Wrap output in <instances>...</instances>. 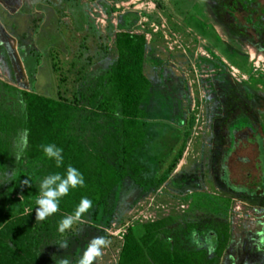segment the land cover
<instances>
[{
	"label": "rangeland",
	"instance_id": "rangeland-1",
	"mask_svg": "<svg viewBox=\"0 0 264 264\" xmlns=\"http://www.w3.org/2000/svg\"><path fill=\"white\" fill-rule=\"evenodd\" d=\"M232 1L137 3L140 9L132 18L133 29L124 31L143 37V75L152 86L142 105L147 115L145 142L133 157V167H141V171L135 174L126 167V178L104 204L83 217L84 224H76L62 235L58 224L70 215L61 209L68 207V196L63 197L60 210L48 217L51 236L36 253L41 264H58L65 256L76 264L95 236L112 242L97 264H119L126 244L140 240L147 225L161 221L170 228L193 223L226 224L230 232L227 249L208 264H229L226 255L244 264L249 254H264V248L259 247L264 245L260 241V233H264V182L260 181L264 179V151L258 159L263 166H256V146L264 147V43H260L262 36L250 28L244 31L245 36L240 35L237 25H246V13L238 7L230 18L224 9ZM257 1L264 10V0ZM30 19L23 22L25 42L19 46L21 52L29 51L22 52L23 61L29 64L26 73L0 35V205L10 194L14 180H19L27 195L25 200L21 195L12 196L8 214L21 210L25 215L34 214L42 179L57 172L64 175L69 165L84 176L83 162L89 155L116 168L121 160L116 151L120 136L115 133L120 131V123L94 114L90 99L96 78L109 67L108 61H101V55L108 54L109 63H113L117 58L115 44L105 47L109 48L107 53L101 47L102 39L77 46L78 51H87V59L75 61V45L68 42L72 52L61 57L60 43L69 37L60 30L62 24L56 13L42 10L39 18ZM2 21L0 26L5 28ZM16 31L12 35L18 41ZM71 39L76 42L75 37ZM95 58L97 62L85 69L83 63ZM19 92L59 102L75 101L77 109L68 115V127L57 139L51 128L43 136L38 129L24 130ZM182 127H187L182 154L165 181L154 186L153 178L167 167L181 145ZM243 130L254 132L252 140L256 144L241 152L242 142L236 141L244 136ZM56 142L63 149L60 168L42 149V145L56 146ZM233 146L236 152H231ZM245 158L248 164L242 163ZM64 239L68 241L66 250L59 248ZM189 241L190 237L185 239V243Z\"/></svg>",
	"mask_w": 264,
	"mask_h": 264
},
{
	"label": "trees",
	"instance_id": "trees-1",
	"mask_svg": "<svg viewBox=\"0 0 264 264\" xmlns=\"http://www.w3.org/2000/svg\"><path fill=\"white\" fill-rule=\"evenodd\" d=\"M238 7L246 13L244 21L248 25V27L237 25L238 30L242 31L240 35L245 36L244 31L250 28L257 36H262L260 43L263 44L264 10L260 3L257 0H233L231 6L224 10L230 18H233ZM114 44L117 58L113 63L111 62L101 76L96 78L95 90L90 99L94 114L117 120L121 125L120 131L115 132L116 136H120V142L116 148L121 157L118 162L120 166L116 168L92 155L84 159L83 177L87 181L85 180L83 187L70 190L68 207L61 208L70 215L74 213L84 197L93 202L89 212L95 209L97 211L112 191L126 178V167L132 169L135 174L141 171V167H133L135 165L133 157L145 142L144 128L147 115L142 105L152 87L143 75L145 41L141 36L122 32L115 36ZM104 50L106 53L105 48ZM19 94L24 106L22 123L24 130L33 132L38 129V133L43 136H47L49 134L47 129L50 131L51 128L50 132L56 133L57 139L58 135L68 127V115L77 109L74 108L75 101L72 103L59 102L53 98L40 97L31 93L19 92ZM181 133V145L175 157L153 178L154 186H160L165 181L173 165L181 156L187 138V127H182ZM57 143L56 147L60 148ZM14 195H21L22 199L27 197L20 188L19 180L13 181L10 194L4 197V203L0 205V264H41L36 253L43 241L51 236L52 222L50 218L44 221L36 220L35 213L25 215L22 214L23 210L8 214L6 208L12 202L11 198ZM17 202L21 205L20 201ZM166 226L165 221L147 225L144 229L145 235L140 240H131L126 244L119 264H160L158 260L169 259L172 252L171 247H174V243L177 246L180 241L179 232L166 231ZM216 226L220 227L218 224ZM158 235L162 237L158 238ZM225 242L226 240H223L222 245ZM173 251L174 258L186 259V252L178 248Z\"/></svg>",
	"mask_w": 264,
	"mask_h": 264
},
{
	"label": "crops",
	"instance_id": "crops-1",
	"mask_svg": "<svg viewBox=\"0 0 264 264\" xmlns=\"http://www.w3.org/2000/svg\"><path fill=\"white\" fill-rule=\"evenodd\" d=\"M140 1L141 0H0V21L5 20L4 22H6L4 23L2 21L5 25V28L0 26V35L4 37L3 39L6 41V47L9 48L8 50L12 53L11 56L13 59L20 60V68L26 73L29 64L28 61H23L22 52H26L27 50L21 52L20 50L22 49L19 47L21 43L25 42L23 39V28L25 24L23 22L26 19H30L31 16L39 18V16H41L42 10L46 11V13H56L60 20L59 23L62 24L60 30L63 29L64 33L69 37V39L65 40L64 43H60L62 48L59 47V51L63 54L61 57L68 56L70 52H72V47L69 49L67 44L68 42H71L75 45V48H73L74 50L72 52V55H74L73 58L74 60L79 59L80 61L87 59V55H84L87 53V51H78L76 48L77 46L85 45V43L94 44V42H100L102 39L105 42L102 41L101 47H109L110 43H113L114 45L115 36L117 34L125 32L124 30L128 28L133 29L132 24H134L135 21H133L132 18L134 15L138 14L137 11L140 9V7L137 5V3ZM95 11L100 12L106 17L104 25L96 24L98 14ZM13 19H20L21 22L18 23V20L17 22L16 20L13 22ZM15 28L18 30V32ZM7 29L9 32L6 31ZM14 30L16 33H18L15 34L18 36V41H16L14 39V35H12ZM71 37H75L76 42L69 41L73 40ZM7 39H10V41ZM104 43L107 44L104 45ZM105 49L106 51H109V48ZM101 56V61H108L107 66H109L111 63H109L110 58L108 54H102ZM0 59H2L1 54ZM95 60L96 58L90 61V63L85 61L83 63L85 69L88 67V65L91 67ZM96 65H98V63H96ZM9 69H12L11 65H9Z\"/></svg>",
	"mask_w": 264,
	"mask_h": 264
},
{
	"label": "clouds",
	"instance_id": "clouds-1",
	"mask_svg": "<svg viewBox=\"0 0 264 264\" xmlns=\"http://www.w3.org/2000/svg\"><path fill=\"white\" fill-rule=\"evenodd\" d=\"M44 155L55 161L56 167L63 166V149L56 147L54 144L42 145ZM27 183V181H25ZM84 177L82 173L75 167L69 165L66 173L61 175L59 172L50 174L42 179L39 184V196L35 200L37 207L35 208V219L44 221L48 217L55 215L60 210V200L69 195L70 190L84 186ZM93 202L84 197L80 200L79 204L71 215L65 216L58 224V232L65 234L73 228L76 224H84L86 221L83 219L84 215L92 208ZM195 235V233H193ZM261 243H264V233ZM111 240L103 236H95L90 239L86 249L83 251L76 264H97L104 255V249L111 245ZM197 243H199L197 241ZM59 248L67 249V239L59 243ZM213 251L209 247V252ZM58 264H72L68 257L59 259Z\"/></svg>",
	"mask_w": 264,
	"mask_h": 264
},
{
	"label": "flooded vegetation",
	"instance_id": "flooded-vegetation-1",
	"mask_svg": "<svg viewBox=\"0 0 264 264\" xmlns=\"http://www.w3.org/2000/svg\"><path fill=\"white\" fill-rule=\"evenodd\" d=\"M244 136L241 137L238 141H236V144L241 143V147L239 148V150L241 152H244L245 150H247V147H253V144H256V142L254 143V140H252L255 134L253 131L251 130H243V132H241ZM244 140V142H243ZM251 140V141H250ZM260 140H262V138H260ZM258 148H256L258 150V157L256 159V166L257 167H262L263 164L261 165V162H258V159L260 161V153H262L264 151V147H260V146H256ZM237 148L235 149V147L233 146V149L231 152H236ZM262 150V151H260ZM263 155V153H262ZM263 158V157H262ZM248 158H245L244 160H242V163L244 164H248ZM261 165V166H260ZM261 169V168H260ZM248 174H247V178H248ZM261 177V175H260ZM261 183L264 182L263 177L260 179ZM264 185V184H262ZM245 191V190H244ZM242 190V192H244ZM246 196H248L247 194H245ZM249 197V196H248ZM220 227L217 228L216 224H211L209 223H205V225H199V223H193L191 225H187V226H181V227H176V228H170L169 226H167L165 228L166 231H171L174 233L177 231V233L179 232L178 238H179V243L176 246L175 243L173 244L174 247H171L172 252L170 253V258L169 259H162V260H158V263L160 264H208L211 263L212 261H214L215 259L220 258V256L223 255V252L225 249H227V245L229 244V240H230V235H229V228L226 226V224L224 223H219L218 224ZM225 225L226 227H221ZM210 226H213L212 228H210ZM216 228V229H215ZM193 233H195V235H193ZM188 234V235H185ZM220 234V235H219ZM215 235H219V237H215ZM190 237V241L189 243H185V239ZM177 238V239H178ZM173 240V239H172ZM223 240H226V242L222 245ZM171 241V240H170ZM175 241V240H174ZM197 241L199 243H197ZM261 241V240H260ZM186 246H189L186 247ZM209 247L213 248V251L209 252ZM222 247V249H220ZM260 248H264L263 244L259 245ZM175 248L180 249L182 252H186L187 257L190 256L191 258H187L184 260H179L177 258H174V254H173V250ZM188 248V249H187ZM172 255V256H171ZM229 255H226V261H229V264H241V260L238 262V260H233L229 258ZM230 259V260H229ZM241 259V256H240ZM234 261V263H233ZM244 264H264V254L262 252V255L257 254V252H255V254H249L248 256H246L245 260L243 261Z\"/></svg>",
	"mask_w": 264,
	"mask_h": 264
},
{
	"label": "built area",
	"instance_id": "built-area-1",
	"mask_svg": "<svg viewBox=\"0 0 264 264\" xmlns=\"http://www.w3.org/2000/svg\"><path fill=\"white\" fill-rule=\"evenodd\" d=\"M96 13L98 14V18L96 20V24L97 25H104L105 21H106V17L103 14H101L100 12H96Z\"/></svg>",
	"mask_w": 264,
	"mask_h": 264
}]
</instances>
